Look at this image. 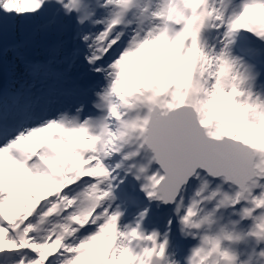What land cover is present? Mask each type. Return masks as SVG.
I'll return each instance as SVG.
<instances>
[{
  "label": "snow or ice",
  "instance_id": "6c2138e0",
  "mask_svg": "<svg viewBox=\"0 0 264 264\" xmlns=\"http://www.w3.org/2000/svg\"><path fill=\"white\" fill-rule=\"evenodd\" d=\"M0 264H264V0H0Z\"/></svg>",
  "mask_w": 264,
  "mask_h": 264
}]
</instances>
